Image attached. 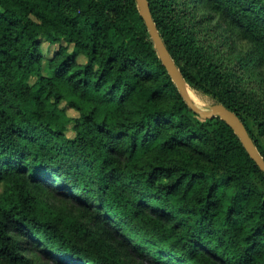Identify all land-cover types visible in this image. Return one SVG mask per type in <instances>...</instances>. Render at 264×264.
<instances>
[{
  "label": "trees",
  "instance_id": "trees-1",
  "mask_svg": "<svg viewBox=\"0 0 264 264\" xmlns=\"http://www.w3.org/2000/svg\"><path fill=\"white\" fill-rule=\"evenodd\" d=\"M149 4L188 86L264 156V0ZM201 7L247 41L237 60ZM0 185V264H264V170L188 105L136 0H0Z\"/></svg>",
  "mask_w": 264,
  "mask_h": 264
},
{
  "label": "water",
  "instance_id": "water-1",
  "mask_svg": "<svg viewBox=\"0 0 264 264\" xmlns=\"http://www.w3.org/2000/svg\"><path fill=\"white\" fill-rule=\"evenodd\" d=\"M136 1L140 13L143 16L145 23L147 24L155 48L159 52V56L162 60V63L166 66L169 74L171 75L173 81L177 85L181 95L186 100L188 105L191 106L197 113H199L202 118L220 116L222 119H224L240 136L244 146L246 147L252 158H254L260 168L264 170V156L261 154L259 148L251 137L245 123L240 118V116L234 110L230 109L222 102H212L209 108L205 109L198 105L196 101L191 97L187 87L188 83L180 68L176 64L174 58L172 57L169 49L167 48L155 23L151 12L149 0Z\"/></svg>",
  "mask_w": 264,
  "mask_h": 264
},
{
  "label": "rangeland",
  "instance_id": "rangeland-1",
  "mask_svg": "<svg viewBox=\"0 0 264 264\" xmlns=\"http://www.w3.org/2000/svg\"><path fill=\"white\" fill-rule=\"evenodd\" d=\"M198 14L200 16H204L207 18L203 24L201 29L202 41L205 44H208L211 48L216 49L224 58L233 62L240 57V54H243L248 49V43L246 40L241 39L238 35L231 32L222 19L205 8H199ZM57 44H51L49 48L47 47V52L51 53ZM257 74L252 75L253 78H256L255 81V89L258 93L264 94V67L255 69ZM191 87V86H190ZM188 86V88L193 93V99L196 101L198 105L202 108L208 109L210 104H212V99L207 94L200 93L196 90L192 89ZM68 111L71 114H76V110L73 108H69ZM264 143V139L262 140ZM3 186L0 185V192L3 191ZM49 205L53 209H58L60 207L69 206L67 201H63L58 197L50 196ZM37 264H49L45 262L42 255L39 254L36 259Z\"/></svg>",
  "mask_w": 264,
  "mask_h": 264
},
{
  "label": "bare ground",
  "instance_id": "bare-ground-1",
  "mask_svg": "<svg viewBox=\"0 0 264 264\" xmlns=\"http://www.w3.org/2000/svg\"><path fill=\"white\" fill-rule=\"evenodd\" d=\"M187 87H188V85H187ZM188 91H189L191 97H193V93H192V91L189 88H188Z\"/></svg>",
  "mask_w": 264,
  "mask_h": 264
}]
</instances>
